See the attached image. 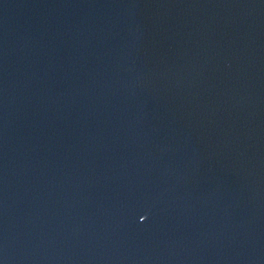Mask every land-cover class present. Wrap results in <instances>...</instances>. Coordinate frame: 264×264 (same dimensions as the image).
Segmentation results:
<instances>
[{"label": "water", "instance_id": "95a60500", "mask_svg": "<svg viewBox=\"0 0 264 264\" xmlns=\"http://www.w3.org/2000/svg\"><path fill=\"white\" fill-rule=\"evenodd\" d=\"M0 264H264V0H0Z\"/></svg>", "mask_w": 264, "mask_h": 264}]
</instances>
